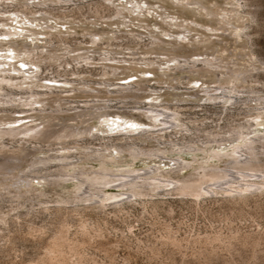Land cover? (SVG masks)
Listing matches in <instances>:
<instances>
[{
  "label": "rangeland",
  "instance_id": "rangeland-1",
  "mask_svg": "<svg viewBox=\"0 0 264 264\" xmlns=\"http://www.w3.org/2000/svg\"><path fill=\"white\" fill-rule=\"evenodd\" d=\"M3 1L4 4L0 6V43L11 42L24 49L22 43L31 42L38 50L31 58L25 52L16 57L14 48L2 47L5 50L4 54L0 52V74L8 77L28 74L31 79L25 82L33 86L26 90H34L36 84L40 90H44L42 97L48 98L46 94L54 92L48 100H70L66 108L82 110L72 116L56 114L50 120L52 114H28L18 118L14 114H22L17 111L20 112L24 107L14 106L7 107L6 112H0V118L10 116L6 121L18 122L8 126H24V130L38 126L48 128V132H58L56 128H68L74 132L91 129L92 135L84 136L80 140L86 144H76L78 138H67L64 142H44L50 150H46L40 140H32L29 137L26 138L29 143H26L24 148L22 142H16L17 139H14V142L11 138L3 139L8 142L2 143L12 148L8 150L5 146L0 149V162L9 160L20 174L12 176L10 168L6 172H0V193L3 194L0 198V215H5V220L0 221V264H39L56 228L54 223H51L53 217L42 211L37 204L44 200L53 201L57 199L58 193L63 196L65 191L76 186L75 182L50 186L46 180L38 179L45 177L47 172L30 173V164L33 161L42 156L47 158L66 147L101 149L106 142L105 138H114V141H110L112 144L124 145L129 142L128 144L137 143L145 149L159 147L154 141H126L125 138L122 140L116 130H113V133H101L97 129L108 131L107 127L101 125V115L121 117L136 124H148L142 115L146 108L151 107L150 102L160 110L170 109L178 112L182 121L180 125L187 129L186 132L178 134L172 132V129L170 138L166 134V139L161 138L160 142H178L174 140L177 137L180 138L182 148L175 149L177 153L162 157L181 158L188 162L193 161L195 156L202 158L203 154L182 152L184 148H205L206 142L213 140L215 135L216 139L228 136V130L238 124L258 122L259 125L256 124L254 131L260 137L264 135V116L258 115L262 109L256 108L264 106V98L263 102L253 101L258 96L264 97V0H194L190 4H186V0H172L176 6L170 0H132L133 3L131 0H45L43 4H38L40 0ZM122 6L124 8L121 10ZM5 11L14 14L4 16L2 12ZM254 11L257 12L256 17L250 14ZM46 14L52 19V28H49L48 24H34L36 17L46 20ZM58 21L61 25L55 24ZM139 24L144 28L141 29ZM178 28H182V32ZM28 30L38 32V35L32 36ZM9 31L20 35L4 36L3 33ZM50 40L54 42V49L61 48L62 54L57 59L60 61L34 62L44 50L50 48ZM30 47L32 48L28 46ZM130 49L134 50L135 54H132ZM52 51L54 50H50V54ZM11 56L16 59H11ZM82 56H87L90 60L79 59ZM210 56L218 62H224L223 68H218L214 74L199 70H208L206 63L212 60ZM176 62H180V65ZM192 62H195V65H192ZM160 64L164 68L160 69ZM36 66H42L37 76L34 74ZM14 67L19 72H13ZM105 70L108 74H104ZM239 73H245V77L244 74L240 76L239 82L228 80V76ZM136 76L138 78L134 80ZM18 79L24 81V78ZM38 79H43L48 86L40 84ZM103 82L116 86L129 85L128 88L141 99L128 98L122 99L121 102L119 98H124V94L112 96L100 92L102 87L98 83ZM231 86L238 88L240 92L230 103H225L222 98L213 99L211 94L210 98H206L209 96L206 91L216 88L220 90L214 91V95L221 96L222 90H225V94L229 96L228 90ZM109 88L117 90L114 86ZM253 91L260 92L257 96L252 94ZM13 92L15 96L16 93L20 96L26 91L14 88ZM101 98H113L114 101L110 105L114 107L92 114L86 112L84 118L82 111ZM52 104L53 102L46 106H58ZM249 114L251 117H247ZM245 115L247 116L244 118ZM174 134L178 135L174 137ZM259 146L261 147L258 149L264 154V144ZM163 147L164 145H161V148ZM222 150L229 151L231 148ZM71 151L76 152V156H80V152L84 153L82 148ZM113 156L123 164L131 165L125 166L127 168L147 170L161 166L166 171L171 166H166L167 159H139L134 162L127 155L119 157L113 153ZM261 158L264 160V156ZM87 164L86 166L95 169L100 167L99 161L91 160ZM110 167L116 169L119 165L113 164ZM189 170H185L181 176L190 175L193 170ZM51 171L55 173L56 170L52 168ZM26 175L38 177L34 178L35 182L30 186L36 190L34 197H31L33 199H29L34 200V203L13 197L19 186L26 189L27 184L32 181H24ZM7 186H10V189H3ZM44 192L50 195L36 199L37 194ZM113 192L119 191H109ZM247 199L217 195L207 197L200 203L177 195H164L153 198V203L146 204L147 206L141 201L128 202L123 207L124 210L112 205L104 211L91 207L86 210L85 216L90 222L101 225L102 232L97 233L98 236L94 235L82 251L85 252L88 264H93L94 261H103L104 264H264V192L249 195ZM23 202L25 206L21 207ZM16 215L20 216V219L14 218ZM71 217L70 236L74 238L79 215ZM213 237H217V240ZM171 238L184 243H181L180 247L175 246L170 242ZM208 238L211 239L210 242L214 240L212 244L198 243ZM72 260H75V257H72Z\"/></svg>",
  "mask_w": 264,
  "mask_h": 264
},
{
  "label": "bare ground",
  "instance_id": "bare-ground-1",
  "mask_svg": "<svg viewBox=\"0 0 264 264\" xmlns=\"http://www.w3.org/2000/svg\"><path fill=\"white\" fill-rule=\"evenodd\" d=\"M21 1L25 2V0ZM44 1L45 0H40L38 4H43ZM47 1L64 2V0ZM170 2H172V0H170ZM190 2H194V0H186V4H190ZM2 4H4V1L0 0V6ZM172 4H174V2H172ZM238 4L240 3L238 2ZM174 6H176V4H174ZM123 8L124 6H122V8L120 9L122 10ZM186 8H188V6H186ZM120 13L122 15V12ZM256 13L257 12L255 11L250 12V14L254 17H256ZM2 14H4V16H6L7 14L10 16L14 13L12 12V14H10V11H5L2 12ZM234 14H238V12H234ZM30 22H32V19L30 20ZM51 22L52 19L47 14L46 20H42V18L38 17H36V20H34V24H40V26H46V24H48L49 28H52V26H54V24H52ZM55 24H60V22H55ZM138 26H140L141 29L144 28L142 24H139ZM180 26H182V24H180ZM103 29L104 28H102V30ZM178 29H180V32H182V28ZM28 32L32 33V36L38 35V32H31L29 30ZM3 34L4 36L14 37L20 35L12 31L5 32ZM168 36L173 35L168 34ZM180 36H182V34H180ZM232 36H234V34H232ZM27 37L28 36L26 35L25 38ZM98 40H101V38H98ZM49 42H52V40H50ZM22 44H24V49H22L19 44H13L11 42L0 43V52L4 54L5 49H2V47H11L15 49L14 52H16V57L18 56V54H24V52L26 53V55H28L29 58H31L34 54L36 55L38 47L34 48L31 42ZM94 44H96V40H94ZM28 46H32V48H28ZM178 46H180V44H178ZM50 50L54 51H52L50 54ZM60 51L61 48L54 49V42H52V44H50V48H48V50H44V52H42V54H40V56H38V58H36L34 62H59L60 60L57 59L62 54ZM167 51L168 50H165V52ZM172 51L176 52V50ZM68 52L70 53V51ZM82 54H86V52H82ZM132 54H135L134 50H132ZM44 56H51V58H44ZM16 57L12 58L11 56L10 58L16 59ZM6 58H8V56H6ZM210 58H212V56H210ZM79 59L90 60V58L87 56H82V58ZM176 63L180 65V62ZM222 63L224 62H218L216 58H212V60H210V63H206V66H208V70H206V68H200L199 70H204L206 74H214V72L218 70V68H223ZM192 65H195V62H192ZM162 68L164 67H162V64H160V69ZM41 69L42 66H36V68H34V74H36L37 76L39 74V70ZM115 70L118 71V69ZM13 72L19 71L14 67ZM2 73H10V71H2ZM104 74H108V72H106L105 70ZM242 74H244L245 77V73L233 74L232 76H228V80H230V82H232V80H236V82H239L240 76H242ZM16 76H18V78H24V81L23 79L21 81L20 79L15 78ZM16 76L8 77L0 74V108H2L0 112H6L7 107L15 106L17 108H20V106H22L24 108H21L20 112L17 111V113L22 114H14V116L22 118V116H28V114H52L49 118L50 120H52V116H56V114H60V116H68V114H70V116H72V114H78V112L82 110V108H66V105L70 104V100H48V98H50V96H52L54 92L46 94L48 98L42 97V94H44V90H40V88H38L36 84H34V90H26V88H32L33 86V84H29V82H25L26 80L31 79L30 76H28V74H16ZM216 76H218L217 73ZM136 78H138V76L133 79L136 80ZM134 80H132V82H134ZM38 82H40V84H44V86H48L47 82L45 83L43 79H38ZM236 82H234V84ZM60 84H62V82H60ZM98 84L102 87V89H99L100 92H104V94L112 96H122V94H124V98H119L121 102L122 99L128 98L135 100H138L139 98L141 99L140 96H136V93L130 90L131 88H128L130 87L129 85L122 86V84H118L116 86V84H109L107 82ZM124 84L126 83L124 82ZM109 86L117 87V90H115L116 88L110 89ZM36 87L38 88V90H36ZM14 88L20 89L21 91L24 90L26 92L22 94L19 93L20 96H18V93H16L15 96L13 92ZM56 88H58V86H56ZM230 88L231 89L228 90L229 96L225 94V90H222V94L220 96L219 94L214 95V91L220 90L219 88H216L214 90L208 89L206 92L209 96H206V98H210L211 94L213 99L222 98L225 103H229V101H231L232 99H236V96H238V93L240 92L237 90L238 88L236 89V87L231 86ZM8 90H10V92H8ZM259 92L253 91L252 94H256L258 96ZM63 93L64 92H62V94ZM128 94H130V96H128ZM263 98L264 97L262 96H258V98L253 99V101L263 102ZM112 101H114L113 98H101L96 102L93 101L94 103L92 106L82 111V116H84L86 112H88V114H92V112H98V110H109L114 107L110 105ZM51 102H53L52 105L58 104V106H56V108H53L52 106H46V104H50ZM62 104H64V106H62ZM150 106V108H146L142 115V118H144V120L148 122V124H140L143 126V129L140 128L135 131L130 129L121 130L118 131L117 135H121L122 140H124L125 138L126 141H154L156 142L155 145L159 146L158 148L156 147L154 149H145L142 146H138L137 143L128 144L129 142L124 145L112 144L110 141H114V138H105L104 141L106 142H104L101 149H84V146H78V148H82V150H84V155L82 154V152H80V156H76V152H72L71 150H78V148L69 149L66 147L60 149L56 154L50 155L47 158H44V156H42V158L40 159L38 158L37 160L35 158L36 161H33L30 164V166H32L30 173L36 174L45 171L49 175L46 174L45 177L41 176L39 178L26 175V180L22 178L24 181L30 182V180H32L30 183H26L28 188L32 186L33 182H35L34 178L46 180V182H48L50 186H61L62 184L68 182L76 183V186L73 189L65 191L63 196L62 194L58 193L57 199L53 201L44 200L40 201L37 204L41 207L42 211L49 213L50 216L54 218H52L53 222L51 221V223H54L56 228L55 232L49 238V241L45 248V253L43 254L44 256L40 259V261H46V264H62V262L67 261V264H72V257H75V261H77L78 264H88V260L85 258V252L84 250L82 251V249H84V245H88V243H90V239H93L94 235H97V233L100 234V232H102L101 225H99L98 223L90 222V220L85 216L87 215L85 214L87 212L86 210L91 207L98 209V211L100 209L104 211L106 208H108V206L112 205V207L122 210L128 202L136 203L141 201L144 205H148L149 203H153V198L164 195H177L186 199L190 198L191 200L200 203L207 197H213L217 195H226L227 197L230 196L234 199L240 198L241 200L242 198L243 200H248L247 198L249 197V195L264 192V160L262 159L263 157L261 158V156H264V154L259 150L260 148L258 149V147H261L259 145L264 144V135L260 137L256 134V131H254L258 122H256L255 124H252L251 122L238 124L235 127H232V129L228 130V136H223L219 139H216L217 135H215L213 140H209L206 142L205 148H193L190 146H188V148H184L182 152H197L203 154L202 158L195 156L193 161L188 162L181 158L171 159L162 157L168 154L171 155L177 153L176 150H180V148H182L180 138L175 137L176 135L182 134V132H186L187 130L183 125H180V123H182L179 117L180 114L176 111H171L170 109L160 110L159 108H155L152 102H150ZM34 107L38 108V110H36V108ZM46 108H50V110H46ZM64 108H66V110H64ZM256 108H261L262 111L259 112L258 115L264 116V114H262V112H264V106H256ZM140 110H142V108H140ZM246 116L247 115L243 117L245 118ZM101 117L102 122H106L109 120L113 122L119 121L120 123H117L116 127L121 129L124 128V124L127 122L134 123L133 121H128L121 117L113 118L109 115H101ZM247 117H251V115L249 114ZM8 118H10V116H4V119L0 118V149L4 148L5 146L6 148H8V150L12 148V146H8V144L2 143L8 142V140H3L5 138H11L13 142L14 139H17L18 141L16 142H22V148H24V145L26 143H29L28 140H26L27 137L32 140H40L42 144H44V142L53 141L64 142V139L67 138H78V142H76V144H86L84 142H80V140L84 138V136L92 135L90 134L91 129L87 131L74 132V130H68V128H64V130H62V128H56L58 132H54V130H52V132H48V128H42V126L27 130H24V126H22V128L9 127L8 124L12 126V123L18 122V120L11 122L6 121L8 120ZM84 118H86V116H84ZM101 125L102 127L108 128L106 123H102ZM97 130H99L103 134L108 132L113 133V131H109V128L108 131L103 130V128L101 130ZM170 130H172V132H178V134H174V140H178V142L161 143L160 139H166V134H168V138H170ZM60 145L62 146V144ZM161 145H164V147L161 148ZM16 146H18V144H16ZM44 146H46V150H50V148H48V144H44ZM228 147L231 148V150H222L227 149ZM18 148H20V146H18ZM34 150L36 151V148ZM113 153H115L119 157L122 155H127L134 162L138 161L139 159H143V161H145V159H167L168 163H166V166H171L170 169L166 171H164L161 166L153 168L150 167L147 170L127 168L125 166L131 167V165L123 164L119 159L113 156ZM91 160L100 162L99 169L86 166V164ZM226 161L228 162L224 164V162ZM113 164H118L119 168L115 169L110 167ZM8 168H10L12 176H14V174H16V176L20 174V172L16 170V166L12 162H9V160L0 162V172H6ZM52 168H55V173L51 171ZM189 169L193 170L190 175L181 176V173L183 174L185 170ZM0 176H2V174H0ZM38 184H42V182H38ZM27 187L26 189H24L19 186L16 193L13 194L12 191L10 193L14 195V198L25 199L26 201H28L31 197H34V192L36 190L33 189V187H30L29 189ZM8 188L10 189V186L4 187L3 189ZM112 190H116L119 192L109 193V191ZM49 195L50 194L48 192L39 193L36 195V199H40L43 197L47 198V196ZM2 196L3 194L0 193V198ZM29 201H31L30 203H34V200ZM51 204L53 206H51ZM24 206L25 205L23 202L21 207ZM75 214L79 215V220H77V222H79L74 234L75 236L74 238H71L70 231L72 228V224L70 223L71 220L69 219L73 218V216L71 217V215H74L76 217ZM4 216L5 215L2 214L0 215V221L5 220ZM14 218L20 219V216L16 215ZM31 228L32 227H30V230L32 231ZM41 231L43 232V228H41ZM213 238L216 239L217 237ZM191 239L192 238H190V240ZM171 241L175 246L177 245L179 247L182 243H180L178 239L172 240L171 238L170 242ZM210 241L211 239L208 238L198 241V243L209 244ZM213 241L214 240H212V242ZM212 242L210 243L212 244Z\"/></svg>",
  "mask_w": 264,
  "mask_h": 264
},
{
  "label": "snow or ice",
  "instance_id": "snow-or-ice-1",
  "mask_svg": "<svg viewBox=\"0 0 264 264\" xmlns=\"http://www.w3.org/2000/svg\"><path fill=\"white\" fill-rule=\"evenodd\" d=\"M194 59H195V57H194ZM22 67H23V65H22ZM125 83H127V81H125ZM193 86H194V87H198V85H193ZM153 99H154V97H153ZM229 103H230V101H229ZM102 123H106V125H107L108 128H109V131H113V130L121 131V130H127V129H130V130L135 131V130H138V129H140L141 127H143V126L140 125V124L127 122V123L124 124V128L121 129V128H117V127H116V124H117V123H120L119 121H117V122H113V121L109 120V121L102 122ZM93 131H95V129H93Z\"/></svg>",
  "mask_w": 264,
  "mask_h": 264
},
{
  "label": "clouds",
  "instance_id": "clouds-1",
  "mask_svg": "<svg viewBox=\"0 0 264 264\" xmlns=\"http://www.w3.org/2000/svg\"><path fill=\"white\" fill-rule=\"evenodd\" d=\"M39 264H46V261L41 260L39 262ZM62 264H67V261L62 262ZM72 264H78V262L73 260ZM93 264H104V262L103 261H99V262L94 261ZM117 264H118V262H117Z\"/></svg>",
  "mask_w": 264,
  "mask_h": 264
}]
</instances>
